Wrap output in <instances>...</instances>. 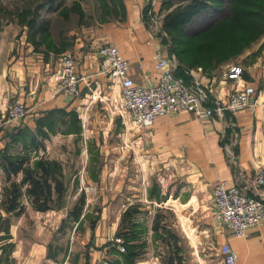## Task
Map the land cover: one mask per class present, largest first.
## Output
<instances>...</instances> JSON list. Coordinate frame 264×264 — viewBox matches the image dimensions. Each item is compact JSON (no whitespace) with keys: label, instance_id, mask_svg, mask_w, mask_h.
I'll return each instance as SVG.
<instances>
[{"label":"crops","instance_id":"1","mask_svg":"<svg viewBox=\"0 0 264 264\" xmlns=\"http://www.w3.org/2000/svg\"><path fill=\"white\" fill-rule=\"evenodd\" d=\"M122 1L124 12L120 18L94 28H84L82 34L70 32L72 42L60 54L52 51L46 54L37 48L38 38L33 40L29 36L31 31H35L30 25L6 24L0 27V157L14 144L21 143L12 140L11 133L15 129L36 133L39 131L38 120L49 113L54 118L51 131L58 134L46 136L48 154H51L50 145L60 137L63 140L75 138V143L85 140L92 153L96 144L104 142L103 137L98 139L102 129L113 125L121 131L130 125L133 116L122 106L121 84L102 70L98 49L106 42L116 44L122 56L130 62V74L136 82L158 83L155 52L167 48L162 39L163 23L155 26L152 18L165 14V10L164 0ZM259 48H263L262 52L257 51ZM68 52L75 58L82 78L78 95H66L58 89L60 56ZM176 58L179 76L187 82L193 80V74L202 77L212 89L213 99L226 100L236 88L251 84L257 89L256 104L239 111H216L205 117L186 110L160 115L152 126L134 129L133 139L145 146L144 152L141 151L151 159L153 167H159L155 163L159 161L163 166L160 167L165 168L164 174L158 173L165 203L178 209L183 229L196 242L198 256L203 257L199 258L200 264H214L205 258L209 256L208 252L205 253V245L211 241L218 254L221 245H231L238 254L236 264H264V220L249 229L245 237H238L217 220L213 198L217 181H227L228 186H238L249 195H258L254 179L257 171L264 167V36L254 42L241 58L209 67L190 66L177 55ZM232 65L243 67L242 77L238 80L224 76ZM15 99L24 102L29 111L20 120L8 121L6 113ZM213 105L208 103V106ZM47 127L44 128L49 131ZM68 127H73V131L66 133ZM58 128L64 131H58ZM97 132L101 133L98 137ZM60 142L66 144V141ZM53 155V159L62 161V157ZM88 160L91 162L85 165L84 173L91 177L95 175L96 167L92 164L96 160L93 156ZM0 177L10 183L1 164ZM13 177L21 180L23 172ZM151 184L143 188L140 198L146 204L149 203L147 190ZM36 212L51 217V222L55 218L51 213H59L54 210ZM62 218L64 214L59 220ZM187 228L195 231L194 237ZM109 240L111 243L101 248H106L105 253L107 248L113 250L115 247L114 237ZM47 243L41 238V246L28 264H49ZM201 248L203 252H200ZM95 250H91L89 263L108 264L102 250L100 257H93ZM64 264L73 263L66 261ZM133 264L151 263L150 260L139 259Z\"/></svg>","mask_w":264,"mask_h":264},{"label":"rangeland","instance_id":"2","mask_svg":"<svg viewBox=\"0 0 264 264\" xmlns=\"http://www.w3.org/2000/svg\"><path fill=\"white\" fill-rule=\"evenodd\" d=\"M49 1L54 2V4L58 3L59 7H53L50 10L48 8L50 7ZM260 2L262 0H259ZM42 4L46 6L37 12ZM259 8H263V6L259 5ZM123 9L122 0H0V27L6 24L29 26L33 21H36L35 25L39 27L43 19H48L47 34L42 30H36V32L31 31L29 36L33 40L38 38L39 47L37 48H41L46 54L50 51L60 54L67 50L72 42L70 32L74 31L76 34V31H79L82 34L84 28H94L97 25L118 19L123 15ZM158 15L161 17L160 26L164 21L165 14ZM263 16L264 12L263 15L261 12L260 15L254 17L235 14L231 20L223 21V23L227 27L229 24L236 25L237 38L243 40L246 38V33H250L248 31L251 28L260 26L264 28ZM217 20H219L217 13L215 16L213 11L203 14L188 26L185 33L192 36L197 32L199 34L206 31L204 34L211 33V36L207 37V41L209 39L216 41V45L220 46L219 40L221 38L214 36L215 32H213L214 27L220 26L218 25L220 22ZM163 33L162 39L166 44L165 48L176 57L177 54L171 42L172 33L165 31ZM227 34L233 35L232 33L229 34L228 30ZM261 37H258L254 42L259 41ZM196 39V37L193 38V40ZM254 42L243 48L233 58L244 56L245 51ZM222 48H225L223 43ZM262 50L263 48H259L257 51L262 52ZM129 124H127V128L121 129V131L113 125L108 129H102L100 137L98 136L101 133L97 132L98 139L103 137L104 142L96 144L92 153L85 140L75 143V138L63 140L64 138L60 137L55 144L50 145V153L54 154L55 157H62L60 162L64 166V173L66 172L64 182L68 186L64 205L59 209H53L59 211L58 215L51 213V215H55L52 222L49 220L51 217H47L45 214L41 216L30 203H27L30 208L23 215L4 214L1 203L10 183H6L0 177V223H3V229H7L6 224L10 223L9 231L13 236L12 240H9V244L5 245L7 250L4 252L2 250V254H0V264H28L36 249L41 246V238L48 242L49 264H64L66 261H71L73 264H90L89 256L92 249L97 250H95L93 257L96 255L100 257L102 255L101 248L107 247L111 243L109 239L117 238L116 234L123 219V213L128 209L133 212L130 220L139 222L146 229L138 240L146 241L145 252L135 262L141 259L143 261L150 260L151 264H167L166 259L172 254L174 247L168 245L164 240L166 237L165 230L161 229L158 233H153L152 229L155 224V217L160 213L158 215L159 223L167 225L168 229L174 230L181 236L178 245L181 247L179 256L182 257V263L200 264L199 258L203 257L198 256L196 242L188 237L187 232L183 229L178 216L179 213L177 214L178 209L173 208L172 205L167 206L165 203V196L162 194L158 182L160 181L158 173L164 174L165 168H161L163 166L159 161H155V163L161 167H153L154 164L151 159L143 153L145 146L133 139L134 129L145 127L139 126L133 119ZM61 130L58 128V131ZM51 132V130L48 131L49 136L57 133ZM60 133L63 134V132ZM35 134L38 136V144L32 145L30 142L28 145L14 144L8 153L13 156L25 155L31 164L41 157L53 159L51 154L46 152V137L42 136L39 131ZM60 141H66L67 147H64V142ZM92 156L96 160L92 164L96 169H94L95 175L89 177L86 176L84 170H86L85 165L91 162L88 159ZM151 182V187L147 190L149 203L146 204L140 198L143 188ZM81 199H84L82 214L78 220H74L68 216V213ZM26 201L25 197L24 202ZM131 205H139V208H129ZM63 214L64 218L59 220ZM127 220L128 223L129 218ZM187 229L190 235L194 237L195 231L190 228ZM12 231L15 234H12ZM212 242L205 245V253H209L208 258H205L214 264H224ZM118 248H120L119 244ZM105 249L102 251H104L108 264L125 263L123 256L119 253L109 248L105 253ZM203 250L201 248L200 252ZM212 250H215V253H212ZM15 254L17 256H14Z\"/></svg>","mask_w":264,"mask_h":264},{"label":"trees","instance_id":"3","mask_svg":"<svg viewBox=\"0 0 264 264\" xmlns=\"http://www.w3.org/2000/svg\"><path fill=\"white\" fill-rule=\"evenodd\" d=\"M48 3L50 4V7H48L50 10H52L53 7H59L58 3L54 4V2L51 1ZM259 5H262L264 8V0L260 3L259 0H164L163 9L166 13L163 21V29L165 32L172 33V47L178 59L190 66L201 65L209 67L232 59L241 52L243 48L249 46L252 42L257 40L258 37L263 35L264 28H262V26L253 27L248 31L250 33H246V38L241 40L237 38L236 25L229 24L227 27L223 23V21L231 20L235 14L254 17L260 15L262 12L263 15L264 9L259 8ZM45 6V4H42L37 12H40ZM212 11L215 16L217 13V17L219 18L217 21L220 22V24H218L220 25L219 27L213 28V32H215L214 36L221 38L219 40L220 46L216 45V41L210 39L207 41V37L211 36V33L207 32V34H204L206 31L203 29V33L200 32L197 34V32L192 34V36L185 33L188 30V26L192 24L196 18ZM35 23L36 21L30 23V27L35 29L34 32H36V30H42L45 34L48 33L46 29L48 28V19H43L39 27H37ZM227 30L229 34L232 33L233 35L229 36ZM202 36L204 37L202 38ZM192 37H196L197 39L193 40ZM222 43L225 45L224 49L222 48ZM177 73L180 75L179 72ZM51 117L52 115L49 113V115L41 117L38 120L39 132H41L42 136L46 137L49 135L44 127L48 126L49 128L47 127V130H51L50 126L54 123V118ZM72 131L73 127H68L66 133ZM11 136L13 142H21L23 145H28L29 142L33 145L38 141L37 134L29 132L27 129H15L11 133ZM2 155L3 156L0 157V164L6 170L7 178L10 181V185L6 188L1 203V208L6 214L15 216L23 215L27 212V203H30L34 209L39 211L59 209L64 205L63 203H65L64 200L66 198L68 186H66L64 182V166L60 161L41 157L31 164L29 158L25 155L13 156L8 153V151H5ZM19 172H23V177L20 181L13 177ZM25 197L27 200L26 202H24ZM83 202L84 199H81L79 203H76L75 206L70 209L68 216H71L74 220H78L84 207ZM138 206L131 205L129 208H137ZM123 214L124 216L119 225L116 237L124 239L123 245L125 251H121L120 248H118L116 239L113 240L115 245L113 251L123 256L125 264H133L136 259L140 258L145 252L146 241L138 240H140L146 229H144L139 222L130 220V217L133 216L131 209L126 210ZM159 214L155 217V224L152 227L153 233H158L161 229L165 230L166 237L164 240L168 245L174 247L172 254L167 257L166 262L167 264H183L182 257L179 256L181 247L178 245V240L181 236L174 230L168 229L167 225H161L158 218ZM127 218H129L128 223ZM6 225L7 229H3V223H0V249L3 250V252L7 250V246L5 245L9 244V240L13 238L9 231L10 223Z\"/></svg>","mask_w":264,"mask_h":264},{"label":"built area","instance_id":"4","mask_svg":"<svg viewBox=\"0 0 264 264\" xmlns=\"http://www.w3.org/2000/svg\"><path fill=\"white\" fill-rule=\"evenodd\" d=\"M152 20L157 26L160 17L155 16ZM98 55L102 70L121 84L122 106L132 113L134 121L141 127H150L158 116L178 111L186 110L205 117L216 111H239L256 104L257 89L251 84L236 88L226 100L213 99L212 89L203 82L202 77L193 74V80L187 82L178 75V60L167 50L158 49L155 52L156 69L159 71L156 84L136 82L130 74V62L122 56L116 44L103 43ZM243 71L241 65H232L224 76L238 80ZM81 79L73 55L69 52L63 54L58 75L59 91L70 96L78 95L81 92ZM208 103L214 105L208 106ZM28 111L24 102L15 99L7 110V120H20ZM254 181L258 191L256 196L249 195L238 186H228L227 181H217L213 188L217 220L238 237H245L249 229L264 220V167L257 171ZM116 241L120 250L125 251L123 239L117 237ZM219 255L224 264L237 263L238 254L229 244L221 245Z\"/></svg>","mask_w":264,"mask_h":264}]
</instances>
